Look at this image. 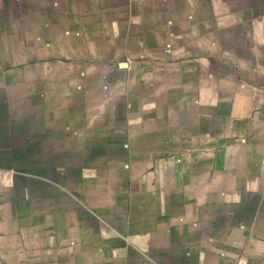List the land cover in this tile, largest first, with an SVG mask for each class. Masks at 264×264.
Here are the masks:
<instances>
[{
    "label": "crops",
    "instance_id": "0c3cea01",
    "mask_svg": "<svg viewBox=\"0 0 264 264\" xmlns=\"http://www.w3.org/2000/svg\"><path fill=\"white\" fill-rule=\"evenodd\" d=\"M19 2L0 264H264V0Z\"/></svg>",
    "mask_w": 264,
    "mask_h": 264
},
{
    "label": "rangeland",
    "instance_id": "374dc122",
    "mask_svg": "<svg viewBox=\"0 0 264 264\" xmlns=\"http://www.w3.org/2000/svg\"><path fill=\"white\" fill-rule=\"evenodd\" d=\"M16 1L18 0H0V58L4 57L6 39L1 34L6 32L7 11L10 7V15H17ZM22 4L23 0H19ZM13 9V10H12ZM14 11V13H12ZM15 64L16 62L11 61ZM2 64L0 68H4ZM21 90L13 88L9 90V83L0 72V164L21 166L22 157L20 155L21 140L16 139L21 136V124L15 123L21 118ZM9 122V123H8ZM13 141V146L6 144Z\"/></svg>",
    "mask_w": 264,
    "mask_h": 264
}]
</instances>
